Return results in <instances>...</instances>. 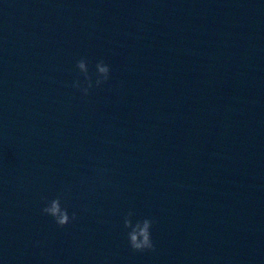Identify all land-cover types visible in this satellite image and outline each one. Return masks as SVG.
Listing matches in <instances>:
<instances>
[{"label":"water","instance_id":"obj_1","mask_svg":"<svg viewBox=\"0 0 264 264\" xmlns=\"http://www.w3.org/2000/svg\"><path fill=\"white\" fill-rule=\"evenodd\" d=\"M82 57L112 68L87 97ZM0 259L264 264V2L0 0Z\"/></svg>","mask_w":264,"mask_h":264},{"label":"clouds","instance_id":"obj_2","mask_svg":"<svg viewBox=\"0 0 264 264\" xmlns=\"http://www.w3.org/2000/svg\"><path fill=\"white\" fill-rule=\"evenodd\" d=\"M264 2V0H262ZM77 76L71 81V87L82 96L87 97L93 88H100L111 79L112 68L104 59H99L92 66L89 59L82 57L75 62ZM41 213L51 217L56 225L64 227L77 218L75 211L63 203V196L56 195L44 198ZM156 221L153 217H137L134 210L129 209L123 217L122 225L128 246L135 252L154 251L156 244L153 239V228ZM0 264H4L0 259Z\"/></svg>","mask_w":264,"mask_h":264}]
</instances>
